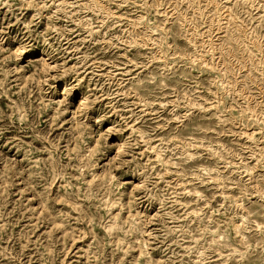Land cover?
<instances>
[{"label":"rangeland","instance_id":"374dc122","mask_svg":"<svg viewBox=\"0 0 264 264\" xmlns=\"http://www.w3.org/2000/svg\"><path fill=\"white\" fill-rule=\"evenodd\" d=\"M0 264H264V0H0Z\"/></svg>","mask_w":264,"mask_h":264}]
</instances>
